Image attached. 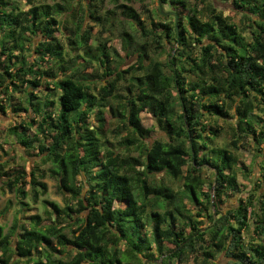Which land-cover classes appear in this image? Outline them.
<instances>
[{
	"label": "trees",
	"instance_id": "trees-1",
	"mask_svg": "<svg viewBox=\"0 0 264 264\" xmlns=\"http://www.w3.org/2000/svg\"><path fill=\"white\" fill-rule=\"evenodd\" d=\"M158 1L164 22L156 30L146 29L133 7L116 4L144 38L130 53L134 37L123 34L126 55L139 60L119 71L109 64L106 44L96 46L81 25L87 16L101 23L105 0H89L78 21L69 3L0 0V110L27 113L10 132L51 163L64 199V206L43 201L46 223L37 214L28 225L15 218L8 232L0 225V264H217L222 255L227 264H264V0H214L232 2L250 17L249 38L214 1ZM161 4L176 11L177 21ZM66 15L75 26L69 49L56 35L58 18ZM151 44L177 46L161 62L150 59ZM95 63L106 77L115 76L99 95L81 76ZM135 72L143 75H131L123 103L116 83ZM39 88L51 93L41 97ZM15 93L26 96L19 107ZM113 98L120 100L117 107L106 102ZM105 109L127 129L118 148L109 141ZM144 112L166 136L149 141ZM219 119L237 120L231 145L216 143ZM239 143L253 145L259 160L252 170L259 176L253 193L224 211L220 207L241 193ZM5 164L0 155V178H8L3 186L21 201L29 189L34 201L47 193L38 166L8 174ZM252 170H244L246 177Z\"/></svg>",
	"mask_w": 264,
	"mask_h": 264
},
{
	"label": "rangeland",
	"instance_id": "rangeland-1",
	"mask_svg": "<svg viewBox=\"0 0 264 264\" xmlns=\"http://www.w3.org/2000/svg\"><path fill=\"white\" fill-rule=\"evenodd\" d=\"M41 1V0H40ZM190 5H193L197 2V0H188ZM214 0H211L213 2ZM45 2L49 5H54L56 3H69L73 6V14L76 15L75 21H78V18L81 17L79 12H82L84 15L88 13L90 10V2L89 0H45ZM209 2V1H208ZM217 8L221 11L225 12L226 16H230L233 22H235L241 29L247 31V38L249 35L250 25V17L244 16L241 12L238 11L232 4V2H227L224 4L217 3ZM116 4L118 5H128L133 7L138 13L140 18L144 23L146 29H158L160 28L158 24L160 22H164L162 16L159 13L160 3L158 0H132L131 2H126L125 0H118L117 3L111 0H105V2L101 5L99 9V15L103 18V20L98 23H94L93 19L87 16L84 22H81L82 30H87L91 33V39L96 41V46L99 43H105L109 48V64L114 68L118 67L119 71H126L129 67L136 65L138 66V56L135 55H126V51L123 50V34L128 33L134 37V45L130 50V53L135 49L136 45L143 43V31L142 27L138 25H134L129 22L126 17L121 14V9L116 8ZM162 9L164 12H176L175 10H171V7L167 5H162ZM201 6V5H200ZM87 11V12H86ZM76 12V13H75ZM69 15V14H68ZM71 15V13H70ZM65 17H67V22L65 21ZM59 17L60 32L57 35L60 43L66 47L70 48L69 39L73 36L71 35V29L75 28L73 20L70 19L67 15ZM65 21V22H64ZM154 24H156L154 28ZM64 27V28H63ZM67 27V28H66ZM149 40V39H148ZM40 41L39 39L37 40ZM151 41H149L150 43ZM155 44H151L148 48V55L150 59H156L161 62H165L168 58V53H174L176 48V44H169L166 49L162 48L161 50H157L154 46ZM162 51V54L158 52ZM32 53V52H31ZM70 53H74L70 51ZM78 53V52H77ZM198 53V49L195 48V54ZM34 55V54H33ZM72 55V54H70ZM36 57V55H34ZM33 60V56L31 57ZM146 65L149 64V60L146 59ZM105 69L101 68L94 64L93 68L86 70V72H81V76L83 78L88 79L85 83L90 85L92 92L96 95H99L101 88L109 81H111L113 77H106ZM124 77L116 83V91L115 94L122 96L121 101L126 102L127 97V88L131 86V75L135 77H141L143 72H135L123 74ZM37 92L41 97H44L45 94H50L49 90L46 88H39ZM58 92H56L57 94ZM26 99L25 94L15 93L13 95V104L18 106L20 105L19 100ZM54 99V98H52ZM46 100V99H45ZM2 98H0V105H5L2 102ZM118 100L109 99L106 102L113 104L114 107L118 106ZM27 106V104H26ZM25 106V107H26ZM19 107V106H18ZM13 108H7V114H3L0 110V155L6 164L2 169V173H12L14 170L18 168H24L28 173L30 170L34 168V166H38L39 174L45 175L44 178H39L41 183H45L47 185V193L45 195H41L38 197L37 201H34L32 198V190H28L29 197L24 200H20L15 190H8L3 186V183L8 180L7 177L0 178V211L2 216L0 218V225H2L5 229V232H8L12 224L14 223L15 218H19L24 225H28L30 222V218L33 215H41L43 217V223H46V216L44 213V200L50 202H56L61 206H64V199L60 190L58 188V182L51 178L50 176V168L51 163H43V157H37L35 151H26L25 148L18 143V137L13 135L10 131L15 125H19L20 123L28 120V115L26 112H17L14 113L12 111ZM106 119L110 122V125L107 127L108 130V138L109 141L114 144L117 148L119 142L122 137L127 134V129L124 128L122 123L119 122V119L112 118L110 112L106 110ZM92 124H97V119L95 115L90 117ZM142 123L145 128L151 129V137L149 141L152 142L155 139H159L163 136H166L165 132L157 125L156 121L152 114L144 112L141 115ZM237 120L232 119L228 121H224L219 119L214 123V127H222V134L219 136V139L216 141L219 146H227L231 145V141L234 138L233 131L231 127L233 123L236 125ZM41 138H43L41 136ZM250 143V142H248ZM243 145L239 143V150L235 151L237 158L239 159V170H238V182L241 185V193L234 198H231L229 202H227L224 206L220 207L222 210L226 211L227 209L236 208L238 206V202L240 199L246 200V198L253 193L254 188V180L259 176L258 168L252 170L255 166V163H258L257 152L254 150L253 145L248 144ZM132 148V155L137 156L138 152L135 150V147ZM123 150L120 148V151ZM251 169L253 172L250 177H246L245 169ZM40 176V175H37ZM160 175H158V179ZM203 177L210 179L212 177V173L208 170L203 171ZM29 181V178H28ZM180 184V183H177ZM262 193V192H261ZM221 210V211H222ZM206 223V222H205ZM228 259L225 256H219L217 260V264H227Z\"/></svg>",
	"mask_w": 264,
	"mask_h": 264
},
{
	"label": "water",
	"instance_id": "water-1",
	"mask_svg": "<svg viewBox=\"0 0 264 264\" xmlns=\"http://www.w3.org/2000/svg\"><path fill=\"white\" fill-rule=\"evenodd\" d=\"M161 10L163 11L162 7H161ZM170 14L173 15L176 18V21H177V14L173 13V12H171ZM177 31H178V27H177Z\"/></svg>",
	"mask_w": 264,
	"mask_h": 264
}]
</instances>
